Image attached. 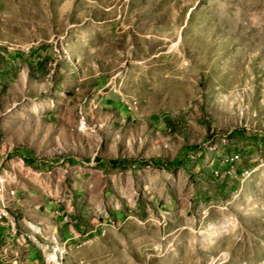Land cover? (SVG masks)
I'll return each instance as SVG.
<instances>
[{
	"label": "rangeland",
	"instance_id": "obj_1",
	"mask_svg": "<svg viewBox=\"0 0 264 264\" xmlns=\"http://www.w3.org/2000/svg\"><path fill=\"white\" fill-rule=\"evenodd\" d=\"M12 189L36 264H264V0H0Z\"/></svg>",
	"mask_w": 264,
	"mask_h": 264
},
{
	"label": "crops",
	"instance_id": "obj_2",
	"mask_svg": "<svg viewBox=\"0 0 264 264\" xmlns=\"http://www.w3.org/2000/svg\"><path fill=\"white\" fill-rule=\"evenodd\" d=\"M11 201L6 200L2 195H0V204L2 210H10L13 212L14 199L10 197ZM60 215L59 212H57ZM65 221L68 222V218H65ZM13 216H7L6 218H0V251L3 248L5 251L0 256V264H13L17 258H20V252L22 250L20 245H25L27 240L30 239V236L24 233H20L16 227H12ZM69 239H75L79 235L72 229L69 231ZM6 237L11 238L9 243H6ZM27 256V255H26ZM27 257H30L28 254Z\"/></svg>",
	"mask_w": 264,
	"mask_h": 264
},
{
	"label": "built area",
	"instance_id": "obj_3",
	"mask_svg": "<svg viewBox=\"0 0 264 264\" xmlns=\"http://www.w3.org/2000/svg\"><path fill=\"white\" fill-rule=\"evenodd\" d=\"M12 192H13V199H14V197L16 196V190L12 189ZM0 214L3 215L4 218H6V216H13V223H11L12 227H17L16 226V220H15V217H16V213L15 212H10V210H2L1 204H0ZM60 215H62V214L60 213ZM6 240H7L6 243H9L11 238L6 237ZM4 252L5 251H3V248H2L1 251H0V256ZM36 263L37 262L33 261L31 257H27L26 253H25L23 255V257L17 258L13 264H36Z\"/></svg>",
	"mask_w": 264,
	"mask_h": 264
},
{
	"label": "bare ground",
	"instance_id": "obj_4",
	"mask_svg": "<svg viewBox=\"0 0 264 264\" xmlns=\"http://www.w3.org/2000/svg\"><path fill=\"white\" fill-rule=\"evenodd\" d=\"M216 174L218 175L217 172H216ZM0 192H1V190H0ZM12 194H13V193H12ZM6 217H7V216H6ZM0 218H4V216L0 214Z\"/></svg>",
	"mask_w": 264,
	"mask_h": 264
}]
</instances>
